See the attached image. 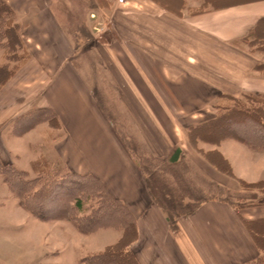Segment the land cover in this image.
Listing matches in <instances>:
<instances>
[{
    "label": "crops",
    "instance_id": "0c3cea01",
    "mask_svg": "<svg viewBox=\"0 0 264 264\" xmlns=\"http://www.w3.org/2000/svg\"><path fill=\"white\" fill-rule=\"evenodd\" d=\"M6 1L20 12L28 37L32 32L37 44L46 48L40 55L33 53L19 80L27 81L31 72L43 68L41 64L54 62L51 87L46 86L44 94L49 90L58 93L50 95L54 98L50 107L67 125L69 135L64 142L53 141V153L72 172L99 178L128 207L136 221L137 238L130 250L138 264H246L258 258L261 251L243 221L264 219V201L237 209L223 199H206L191 213L171 222L151 198L145 175L121 137L97 108L83 75L72 67L69 58L73 46L51 11L49 0ZM222 2L129 0L111 10L106 3L97 5L109 12L101 24L109 31L102 42L107 45L103 61L122 107L136 126L138 139L159 158L189 157L219 185L234 189L235 181L217 174L188 145L182 131L212 119L219 95L264 94V72L254 68L260 61L233 43L264 17V0H226L219 4ZM89 14L95 15L94 11ZM14 78L0 89V159L30 171L38 153L23 158L22 152H28L31 135L46 123L22 135H10L17 111L27 102ZM62 83L69 94L61 90ZM213 146L229 162L236 177L249 182L264 178V148L233 138ZM238 158L239 169L235 167ZM253 164H257L259 175L247 177ZM5 189L0 180L1 205L2 199L8 198ZM14 205L11 202L10 206ZM98 232L107 238L105 243L119 236L113 228Z\"/></svg>",
    "mask_w": 264,
    "mask_h": 264
},
{
    "label": "rangeland",
    "instance_id": "374dc122",
    "mask_svg": "<svg viewBox=\"0 0 264 264\" xmlns=\"http://www.w3.org/2000/svg\"><path fill=\"white\" fill-rule=\"evenodd\" d=\"M101 1V3H106V8L110 10L123 5L118 3L117 0ZM222 1L223 2L219 4L226 3V0ZM49 2L51 11L60 23L66 38L69 39V42L73 46V54L69 58V61L73 68L81 72L90 86L97 108L111 123L122 141L123 137L125 138L127 144H129L133 150V153L136 154L133 155L128 149L132 157L135 159L134 156L139 155L141 161L145 159L144 162L146 164L151 162V165L154 166H152L154 168L153 170H156L155 174L162 179V182H167L165 188L168 192L173 194L174 199L179 201L181 199L182 203L192 204L202 198H218L228 201L237 209L264 201V190L241 186L237 180L241 178L234 175L230 164L232 175H228L215 168V166L198 151V149H200V151L207 153L216 150L213 148L215 144L198 141L195 147H192L188 143V145L205 160L211 168L218 172L217 174H221L235 181L234 184H236V188L234 189L219 185L215 179H213V176L204 173L187 156H182L176 163L169 164L160 161L166 159L153 155V153H151V151L138 139L136 126L132 123V119L126 109L122 107L120 97L112 82V77L109 75L108 69L103 61L102 55L105 56L103 48H107V45L102 44V42L103 38L109 37V31L105 30L104 26L102 30H95L92 28V25L96 26L105 22L104 18H107L109 12L100 10L97 5V0H49ZM7 4L12 10L11 20L19 25V32L23 40L24 50H19L18 54L24 55V58L23 60L21 59L22 61L20 60L19 63H9V68L16 64L17 66H15V71H13L14 74L9 77L3 85L15 76L17 79H14L17 80L18 84L17 90L21 91L24 98L27 99L23 107L17 111L18 114L10 128V135H22L25 131L32 129L39 123H46V127H43L31 135L28 152L27 150L22 152L23 158H26L29 154L34 152L38 153V157L33 160L40 161L37 171L32 169L33 161H31L30 171L17 168L25 172L23 176L24 179H32L39 176L34 187L35 189H39L45 182L53 183L59 180L63 175L75 173L68 168L61 157L58 155L55 156V153L52 151L53 144H55L56 141L62 139L61 141L64 142L66 140L69 135V128L60 121L57 111L50 107V104L53 102L52 100H54V98L51 97L52 94L57 95L58 93H52L53 91L49 90L48 94H44V88L46 92V86L51 87L50 68H53V61L48 60L45 64H41L43 68L40 66L37 70L31 72L27 81L21 82L19 80L24 76V66L33 58V53L40 55V52H44L46 48L37 44V41L34 40V34L32 36V32L29 33L31 37H28L26 33L27 30L21 22L20 12L13 9L8 2ZM91 11H94L95 14L93 18H90L92 17L91 14H89ZM91 19H94L93 23ZM239 47L247 51L250 50L244 44H240ZM251 50L250 53L254 54L260 63H264V50L261 51L253 48ZM4 56V50L0 48V64L5 61ZM256 71L264 72L263 69ZM3 85L0 86V89ZM65 86L66 85L62 83L63 88H61V90L69 94L67 91L68 88L66 89ZM45 109L51 111L47 113V116H54L56 118L54 121L49 123L48 119L44 118L43 111ZM188 127H184L182 130L184 135ZM247 131L244 126L239 129V132L243 134H246ZM8 143L10 144V142ZM32 143L35 144L32 145ZM25 144L26 143H24V146ZM150 158L155 159L150 160ZM211 159L219 163V159L214 158L212 155ZM238 160L236 163L239 165L235 164L237 169L241 168V160L239 158ZM0 162L3 165H12L11 163H4L1 159ZM220 166L223 169L226 168L223 163H220ZM250 166H252V168L248 170L247 177H256V175H259L257 174V164ZM41 171L48 173L45 174ZM0 177L1 182L7 189L6 194L8 196L7 199H2L4 205L0 204V264H80L79 260L82 257L99 252L119 239L121 231L113 228L119 232V236L115 240L109 239V242L105 243L107 238H105V236L100 237V232H96L99 229L107 228H99L90 233H83L78 229L76 222L62 217V215L65 214L64 209H69L70 207L71 213L74 215H84L88 213L90 211V205L96 207V198L86 199L84 194V209L82 208V211L78 213L72 207L74 201L73 194L68 193L64 188H56L46 199L47 201L44 204L46 218L42 220L19 203L18 198L12 194L7 184L3 181L2 175H0ZM95 178L103 184L99 178ZM244 181L249 182L247 180ZM162 182L159 181L160 186L165 183ZM106 190L109 192L107 188ZM110 195L116 198L111 193ZM11 202L15 204L14 207L10 206ZM18 206L20 209H17ZM256 229L263 234L261 240L264 242V225L260 224ZM111 234H113V232H111Z\"/></svg>",
    "mask_w": 264,
    "mask_h": 264
},
{
    "label": "trees",
    "instance_id": "16d2710c",
    "mask_svg": "<svg viewBox=\"0 0 264 264\" xmlns=\"http://www.w3.org/2000/svg\"><path fill=\"white\" fill-rule=\"evenodd\" d=\"M97 0V3H101ZM105 4V3H103ZM12 10L5 0H0V48L4 50L5 61L0 64V86L3 85L15 71V66L9 68L10 62L19 63L24 55H19L18 51L24 50L23 40L20 36L19 25L11 20ZM236 46L244 44L251 49L264 50V17L259 18L253 28H251L242 38L233 41ZM24 53V52H23ZM21 60V61H22ZM256 70H264V63H258ZM215 116L203 123L188 127L185 131V137L188 143L195 147L198 141H204L211 144H218L221 140L233 138L242 142H247L255 148H264V94L258 92L242 93L235 97L227 94L219 95L214 103ZM50 110L43 111L44 118L49 123L54 121V116H47ZM245 127L246 134L239 132V129ZM217 130V132H216ZM123 143L133 155V150L127 144L123 137ZM198 151L206 158L215 168L220 171L232 175L229 163L225 160L217 150L204 153ZM214 158L219 159L213 161ZM135 160L145 175V181L153 201L166 213L167 218L174 222V219L180 215L189 214L206 198L199 199L192 204L182 203L181 199L176 200L173 194L166 190L167 182L155 174L154 166L141 161L139 155L134 156ZM137 157V158H136ZM152 157V156H151ZM176 157L171 156L166 160H160L163 163L174 164ZM155 158H150V160ZM147 161V160H146ZM148 162V161H147ZM220 163L225 165V169L221 168ZM39 160L32 162V169L37 171ZM153 166V167H152ZM45 167V166H44ZM151 167V169H150ZM47 174L48 172L41 171ZM41 173V174H42ZM25 172L14 166L2 164L0 162V175L7 184L9 190L19 200V203L35 216L40 219L46 218V209L44 204L46 199L55 189L64 188L70 194H73V208L80 213L84 209L83 196L86 199L96 198V207L90 205V211L84 215H74L71 213V207L64 209L65 214L62 217L76 222L78 229L83 233H90L99 228H114L121 231L119 239L103 250L94 254L86 255L79 260L80 264H138L134 255L130 250V245L137 238L136 221L128 207L119 199L113 198L106 190L105 186L92 175H78L70 173L63 175L59 180L53 183L45 182L38 189L35 184L39 176L32 179H24ZM163 184L159 185V181ZM238 183L243 187H252L264 190V178L255 182H246L243 179H237ZM51 184V185H50ZM264 225V219L243 221L245 229L250 234L255 245L260 249L261 255L254 261L246 264H264V242L261 238L263 234L256 229L259 225ZM259 231V232H258Z\"/></svg>",
    "mask_w": 264,
    "mask_h": 264
},
{
    "label": "built area",
    "instance_id": "2783aa9c",
    "mask_svg": "<svg viewBox=\"0 0 264 264\" xmlns=\"http://www.w3.org/2000/svg\"><path fill=\"white\" fill-rule=\"evenodd\" d=\"M129 0H117L118 3L120 4H125L127 3ZM91 16L93 17L94 15L91 14ZM95 30H102L103 29V25L99 24L97 26L94 27Z\"/></svg>",
    "mask_w": 264,
    "mask_h": 264
}]
</instances>
